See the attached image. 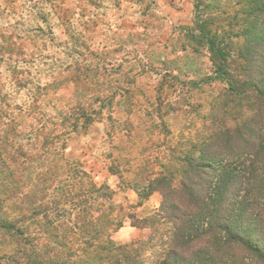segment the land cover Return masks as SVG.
I'll list each match as a JSON object with an SVG mask.
<instances>
[{
	"label": "trees",
	"instance_id": "16d2710c",
	"mask_svg": "<svg viewBox=\"0 0 264 264\" xmlns=\"http://www.w3.org/2000/svg\"><path fill=\"white\" fill-rule=\"evenodd\" d=\"M191 2L192 23L173 33L171 58L161 57L167 45L157 52L163 72L146 94L132 65L122 68L126 58L116 64L108 48H89L66 13L70 60L54 62L45 85L12 65L28 98L0 126V264H264V0ZM124 40L137 46L140 37ZM133 53L138 74L154 68L149 54ZM200 57L209 72L196 66ZM213 82L223 85L206 102L193 99ZM185 106L200 123L175 133L166 116ZM141 111L151 121L143 130L134 122ZM95 122L109 144L102 162L121 188L161 195L145 217L113 203L109 184L64 155ZM126 215L152 231L116 245L109 236Z\"/></svg>",
	"mask_w": 264,
	"mask_h": 264
},
{
	"label": "rangeland",
	"instance_id": "374dc122",
	"mask_svg": "<svg viewBox=\"0 0 264 264\" xmlns=\"http://www.w3.org/2000/svg\"><path fill=\"white\" fill-rule=\"evenodd\" d=\"M54 5H59L62 10L58 12ZM62 13L70 18L74 31H80L86 36L89 48L102 55L104 53L101 51L105 48L110 50L106 54V60L110 59L117 64L119 58H126L122 62V68L132 65L131 75L136 74L137 84L146 94L154 80L158 79L157 72H163L157 52L161 53L162 46L167 45V54L161 57H172V35L179 26L192 23L193 4L191 0H96L94 4L90 0H0V126L2 122H6L4 117L9 116V113H16V107L27 102L28 98L26 89L18 88L15 83L12 65L22 71L23 78H30L32 81L37 79L39 84L45 85L51 78L54 62L65 63L70 60L63 53V41L67 38L68 31L64 24L61 25L65 19ZM129 31L140 37L137 46L123 41V34ZM58 42L62 43L57 44ZM9 45L14 48L11 52L5 49ZM135 51L144 61L148 58L143 55L149 54L154 68L143 69L138 74L142 65L133 56ZM177 53L182 54L181 51ZM196 66L205 73L209 72L210 64L206 57H200ZM222 85L221 82L204 85L205 93L195 94L193 99L206 102ZM183 110L166 116L169 127L175 133H187L188 130L192 132L200 123L196 112L187 106ZM207 111L208 105L205 104L202 112ZM140 114V120L136 117L134 122L143 123L140 124V129L143 130L151 121L144 112L141 111L138 115ZM257 117L264 121V107ZM148 137L152 138L154 135L145 132L144 139ZM103 140L102 124L95 122L86 132L73 134L68 139L64 155L86 161L88 168L96 175L92 174L94 181L98 184L106 182L112 188L113 203L122 204L125 211L133 216L145 217L158 207L161 195L153 192L148 197L141 198L131 189H122L118 176L111 174L102 162L101 154H105L109 148V144ZM223 156L224 160L233 159L230 152ZM103 174L107 178L104 179ZM34 229L37 230V227ZM151 231L149 227L131 225V219L126 215L122 226L113 231L109 238L116 245L131 244L145 239Z\"/></svg>",
	"mask_w": 264,
	"mask_h": 264
},
{
	"label": "crops",
	"instance_id": "0c3cea01",
	"mask_svg": "<svg viewBox=\"0 0 264 264\" xmlns=\"http://www.w3.org/2000/svg\"><path fill=\"white\" fill-rule=\"evenodd\" d=\"M81 161H82V160H81ZM82 163L85 164L86 167H85V166H84V167H85V168H86L91 174H93V172L90 170V168H88L89 166H88L87 162H86V161H82ZM93 175L96 176L95 174H93ZM102 177L105 179V178H107V175H106V174H103Z\"/></svg>",
	"mask_w": 264,
	"mask_h": 264
}]
</instances>
